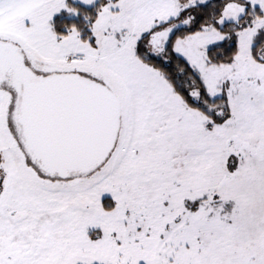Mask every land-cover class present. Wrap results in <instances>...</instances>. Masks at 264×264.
Masks as SVG:
<instances>
[{"label": "snow or ice", "instance_id": "6c2138e0", "mask_svg": "<svg viewBox=\"0 0 264 264\" xmlns=\"http://www.w3.org/2000/svg\"><path fill=\"white\" fill-rule=\"evenodd\" d=\"M0 264H264V0H0Z\"/></svg>", "mask_w": 264, "mask_h": 264}]
</instances>
